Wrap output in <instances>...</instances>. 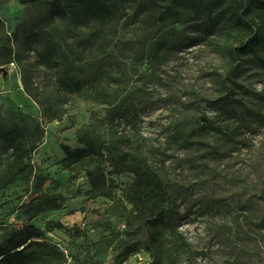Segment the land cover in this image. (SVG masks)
Instances as JSON below:
<instances>
[{"label":"rangeland","instance_id":"obj_1","mask_svg":"<svg viewBox=\"0 0 264 264\" xmlns=\"http://www.w3.org/2000/svg\"><path fill=\"white\" fill-rule=\"evenodd\" d=\"M147 2L123 0V15L80 26L36 23V9L0 0V34L21 25L59 29L58 60L76 68L83 84L80 92L63 91L58 71L38 65L33 43L15 45L21 59L6 66V79L0 74V112H21L26 145L39 141L21 172L9 169L0 146V233L22 226L21 205L38 177V194L59 196L62 208L32 223L51 245H67L74 264H149L152 252L129 201L136 178L113 165L116 150L129 165L150 166L168 187L167 224L149 229L159 264H264V68L247 61L226 93L219 78L230 64L216 51L220 37L203 34L186 11L157 22ZM159 37L166 47L155 51ZM23 71L40 94L53 95L58 120L48 121L23 92ZM201 116L222 131L199 128ZM182 128L217 152L179 147L173 135ZM85 143L92 153L65 160L62 145ZM96 169L106 178L101 192L86 178ZM54 222L63 228L46 231Z\"/></svg>","mask_w":264,"mask_h":264},{"label":"trees","instance_id":"obj_2","mask_svg":"<svg viewBox=\"0 0 264 264\" xmlns=\"http://www.w3.org/2000/svg\"><path fill=\"white\" fill-rule=\"evenodd\" d=\"M25 9H36V23L44 20L49 22L62 21L69 24L84 25L91 21L102 23L119 15H123V0H16ZM147 8L155 16L157 22L166 18L181 15V11L190 12L192 21H197L203 34H216L222 42L216 43L217 53L227 59L229 69L220 76L219 85L226 93H231L232 88L228 83H233V78L238 76L244 64L254 60L264 68V0H148ZM145 4V5H146ZM218 10L216 17L213 12ZM3 20L0 17V26ZM24 25L19 26L13 33L0 34V68L20 61L22 51L16 48V44L23 43L35 45V56L38 65L47 70H56L59 73L58 85L63 91L80 92L83 84L78 79L76 68L58 60L59 50L56 36L59 29L53 28L51 33ZM68 29L67 26H65ZM154 50L165 48L166 42L159 37ZM7 70V69H6ZM6 79V77H4ZM21 87L23 92L41 108V112L48 121L60 118L59 109L55 107L53 95H42L34 87L31 78L26 71L21 73ZM251 114H259L249 109ZM25 116L21 112L9 109L5 116L0 112V146L9 156V169L12 172H21L25 159L30 161L36 148L39 137L32 139L29 146L26 138L31 135L24 122ZM199 128H209L221 132V128L215 127L205 117L197 118ZM42 135V129L36 125ZM193 129H178L173 135V141L179 147H188L194 144L202 145L216 153V149L195 141ZM80 142V141H79ZM65 160L73 162L84 159L93 152V148L85 143V147L70 149L66 145L61 146ZM111 160L115 167L124 168L131 172L135 178V191L130 197V204L137 213L142 229V237L145 238L147 249L152 252V260L149 264H159L151 243L152 233L149 229L165 227L166 213L170 206L169 191L166 184L159 178L155 171L147 164L129 165L126 154L113 151ZM29 164V163H27ZM86 178L92 191L101 192L106 184L105 174L102 170L86 171ZM35 180L31 182V192L26 201L21 205L22 226L9 227L0 233V264H62L64 257L57 248V244L51 245L44 239V233L38 229L32 221L40 214L48 210L62 208V200L56 195L39 193ZM38 194V195H37ZM37 195V197H34ZM167 202L166 206L164 202ZM52 227L62 229L59 222L46 226V231ZM67 247V245H66ZM68 248V247H67ZM122 247L116 249L120 251ZM72 264L75 263L73 255Z\"/></svg>","mask_w":264,"mask_h":264},{"label":"built area","instance_id":"obj_3","mask_svg":"<svg viewBox=\"0 0 264 264\" xmlns=\"http://www.w3.org/2000/svg\"><path fill=\"white\" fill-rule=\"evenodd\" d=\"M10 66H12V64H10ZM56 246L61 251V253L64 257V261L62 264H72V258L69 254V251H68V248L66 247V245L57 244ZM124 264H126V263H124Z\"/></svg>","mask_w":264,"mask_h":264},{"label":"water","instance_id":"obj_4","mask_svg":"<svg viewBox=\"0 0 264 264\" xmlns=\"http://www.w3.org/2000/svg\"><path fill=\"white\" fill-rule=\"evenodd\" d=\"M0 74H2L3 77H5L7 74V70L5 68H0Z\"/></svg>","mask_w":264,"mask_h":264},{"label":"crops","instance_id":"obj_5","mask_svg":"<svg viewBox=\"0 0 264 264\" xmlns=\"http://www.w3.org/2000/svg\"><path fill=\"white\" fill-rule=\"evenodd\" d=\"M1 91V90H0Z\"/></svg>","mask_w":264,"mask_h":264}]
</instances>
